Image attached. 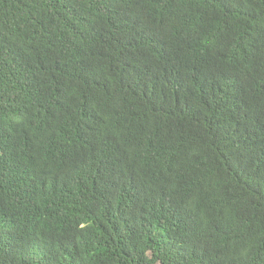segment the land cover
Returning <instances> with one entry per match:
<instances>
[{
  "label": "trees",
  "instance_id": "obj_1",
  "mask_svg": "<svg viewBox=\"0 0 264 264\" xmlns=\"http://www.w3.org/2000/svg\"><path fill=\"white\" fill-rule=\"evenodd\" d=\"M0 264H264V0H0Z\"/></svg>",
  "mask_w": 264,
  "mask_h": 264
}]
</instances>
